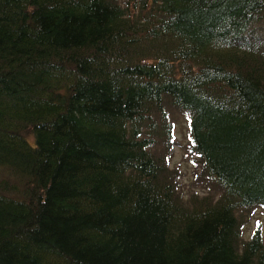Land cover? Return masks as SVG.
I'll list each match as a JSON object with an SVG mask.
<instances>
[{"label":"trees","instance_id":"16d2710c","mask_svg":"<svg viewBox=\"0 0 264 264\" xmlns=\"http://www.w3.org/2000/svg\"><path fill=\"white\" fill-rule=\"evenodd\" d=\"M257 207L264 0H0V264H264Z\"/></svg>","mask_w":264,"mask_h":264},{"label":"rangeland","instance_id":"374dc122","mask_svg":"<svg viewBox=\"0 0 264 264\" xmlns=\"http://www.w3.org/2000/svg\"><path fill=\"white\" fill-rule=\"evenodd\" d=\"M173 128V136L168 142L171 150L169 165L176 168V175H178L182 193L185 194L184 197L190 195L189 191H197L198 195L210 192L217 196L218 190L207 178L203 177L200 171V162L188 147L190 138L188 117L185 113L180 111L176 114V117L173 118ZM255 222H259L262 235H264V208L257 207L246 216L242 223L243 236L250 237Z\"/></svg>","mask_w":264,"mask_h":264}]
</instances>
